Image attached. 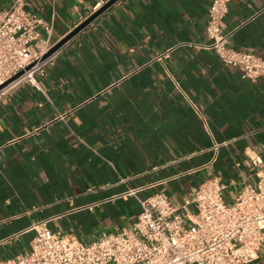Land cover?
Returning a JSON list of instances; mask_svg holds the SVG:
<instances>
[{
  "label": "crops",
  "instance_id": "crops-1",
  "mask_svg": "<svg viewBox=\"0 0 264 264\" xmlns=\"http://www.w3.org/2000/svg\"><path fill=\"white\" fill-rule=\"evenodd\" d=\"M24 1L56 42L108 0ZM209 4L118 0L0 98V260L27 254L42 221L87 244L128 230L155 193L192 218L191 190L208 178L231 204L264 176V76L242 78L201 47ZM220 28L264 57V0H229ZM242 264H264V242Z\"/></svg>",
  "mask_w": 264,
  "mask_h": 264
},
{
  "label": "built area",
  "instance_id": "built-area-1",
  "mask_svg": "<svg viewBox=\"0 0 264 264\" xmlns=\"http://www.w3.org/2000/svg\"><path fill=\"white\" fill-rule=\"evenodd\" d=\"M0 10V85L18 72L23 73L0 88L5 97L21 81L34 84L67 42L43 57L58 41L40 38L39 27L50 34L52 24L25 10L24 0H9ZM229 0H210L202 48L212 49L221 62L237 68L242 78L264 76V57L227 45L228 33L221 32ZM103 3V2H102ZM100 3L92 6L95 12ZM28 67V69H27ZM193 110L198 109L193 105ZM220 144H214L216 150ZM215 160V154L211 161ZM225 185L212 176L192 188L195 213H180L162 193L140 200L141 211L128 230L101 234L87 244L70 241L51 232L45 221L34 226L35 236L27 254L0 260V264H242L257 257L264 242V176L246 185L233 203L226 204ZM135 191L131 190V193ZM189 200L181 208L187 212Z\"/></svg>",
  "mask_w": 264,
  "mask_h": 264
},
{
  "label": "water",
  "instance_id": "water-1",
  "mask_svg": "<svg viewBox=\"0 0 264 264\" xmlns=\"http://www.w3.org/2000/svg\"><path fill=\"white\" fill-rule=\"evenodd\" d=\"M117 1L118 0H108L107 2H105L98 10L93 12L84 21H82L80 24H78L73 30H71L64 37H62L47 53L44 54L43 57H46L47 55L51 54L54 50H56L58 47L63 45L65 42H67L77 32H79L81 29H83L85 26H87L90 22H92L94 19H96L103 11L108 9L110 6H112ZM27 69H28V67H27ZM22 73H23V71L18 72L16 75H14L8 81H6L3 84H1L0 88L3 87L4 85H6L7 83H9L10 81L18 78Z\"/></svg>",
  "mask_w": 264,
  "mask_h": 264
}]
</instances>
